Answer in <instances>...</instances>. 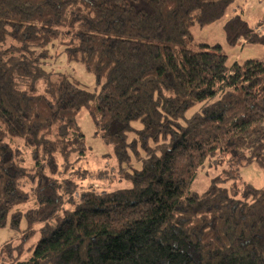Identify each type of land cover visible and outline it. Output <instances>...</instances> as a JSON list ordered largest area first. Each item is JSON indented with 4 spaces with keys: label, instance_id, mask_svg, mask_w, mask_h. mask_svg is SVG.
Wrapping results in <instances>:
<instances>
[{
    "label": "trees",
    "instance_id": "1",
    "mask_svg": "<svg viewBox=\"0 0 264 264\" xmlns=\"http://www.w3.org/2000/svg\"><path fill=\"white\" fill-rule=\"evenodd\" d=\"M233 1L0 0V229L20 235L4 249L18 260L39 234L17 264H264V185L234 190L240 166L264 170V60L230 65L192 31ZM223 30L228 45L264 46V17ZM53 52L97 89L50 69ZM83 109L129 187L75 196L61 176L88 150ZM217 153L230 169L192 190Z\"/></svg>",
    "mask_w": 264,
    "mask_h": 264
},
{
    "label": "rangeland",
    "instance_id": "2",
    "mask_svg": "<svg viewBox=\"0 0 264 264\" xmlns=\"http://www.w3.org/2000/svg\"><path fill=\"white\" fill-rule=\"evenodd\" d=\"M236 14L242 15L251 25H256L264 17V0H234L222 19L203 27H193L192 31L195 41L198 43L206 42L211 45L219 43L222 46L223 52L228 55V64L230 65L234 62L242 63L247 59L264 60V46L262 45L245 43V41H240L234 46L227 44L223 23ZM52 55V59H48L50 69L63 72L69 75L71 79H77L88 90L94 91L97 89L96 76L88 71L83 64L69 62L64 55L56 57L54 56V52ZM78 123L86 137L88 147L86 156L71 170L61 173L62 177L71 178L77 183L78 188L75 196L84 190L92 188L98 191H109L116 188L129 187L131 183L128 181L121 182L118 176V165L113 154V146L106 144L98 136H95V127L87 110L83 109L79 113ZM134 126L138 127L139 124L134 123ZM20 143L22 144V142ZM22 149L30 158L31 149L24 145H22ZM29 158L27 157L28 165L31 163V158ZM80 167L87 170V177L82 178L80 176L78 172L81 169ZM230 167L228 158H223V156L217 153L214 157L208 159L206 165L198 171L191 189L197 192L204 191L215 176L224 174ZM239 172L241 177L235 180L236 186L234 188L238 196L246 183H251L256 187L264 185V170L256 162L240 166ZM233 182L234 180H227L226 182H222L221 185L231 190ZM32 205L33 200L31 199L21 204L20 207L26 210L32 207ZM25 226L26 222L24 219L21 223V229H24ZM38 239L39 234H36L28 240L25 244V253L22 254V258L17 260L14 256L8 255L4 248H6L5 243L7 242H10L11 245L20 243L19 231L10 229L9 227L0 229V264H17L15 261L24 260L31 253L28 248L36 243ZM16 250H14L15 253Z\"/></svg>",
    "mask_w": 264,
    "mask_h": 264
},
{
    "label": "built area",
    "instance_id": "3",
    "mask_svg": "<svg viewBox=\"0 0 264 264\" xmlns=\"http://www.w3.org/2000/svg\"><path fill=\"white\" fill-rule=\"evenodd\" d=\"M261 28H262V26H258V27L256 28V30H257L258 32H260Z\"/></svg>",
    "mask_w": 264,
    "mask_h": 264
}]
</instances>
